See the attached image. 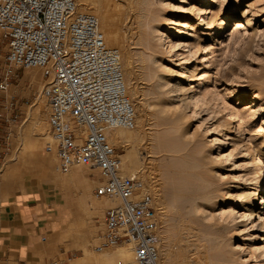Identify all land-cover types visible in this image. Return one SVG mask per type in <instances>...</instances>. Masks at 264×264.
Here are the masks:
<instances>
[{
	"label": "rangeland",
	"instance_id": "1",
	"mask_svg": "<svg viewBox=\"0 0 264 264\" xmlns=\"http://www.w3.org/2000/svg\"><path fill=\"white\" fill-rule=\"evenodd\" d=\"M127 9V26L133 30L129 29L127 51L133 58V80L138 92L132 93L131 98L142 115L135 128H139L141 137L144 135L138 145L140 161L143 159L141 165H146L144 169L151 170L150 174L156 178L153 177L160 194L151 190L145 170L140 177L154 198L161 200L156 202L161 259L158 257L154 263L175 264L174 256H165L169 249L175 253L192 252L199 264H264V210L263 204H257L264 184V114L252 110L258 104L264 111V0H139ZM169 18L179 22L172 25L177 28L191 20V32L181 40L172 34L168 41L162 33ZM5 51L6 41L0 39V74L11 75L3 62ZM186 63L193 76L187 80L186 90L177 89L183 84ZM25 70V67L18 69L9 80L11 88L6 86L0 91V110L9 118L4 121L0 169L6 167V160H15L16 167L11 165L13 172L10 170L8 180L10 194L17 193L11 195V210H19L22 200H33L30 197L35 196L40 201L35 199L32 204L44 203L42 208L51 218L55 192L47 191L45 195L29 185V190L19 197L20 192L15 189L22 181L18 174L24 178L33 174L34 168L23 171L22 164L19 165L22 142L19 133L28 121L29 109L43 97L45 86L43 68L39 69L42 72L38 70L41 90L28 78L21 81ZM201 75L203 85L197 86ZM242 97L250 99L249 102L241 103ZM176 106L184 111V122L179 125L171 121L174 118L171 110L180 109ZM232 110L242 111L248 119L239 115L230 117ZM226 133L231 139L228 137L221 144L217 140L211 148L212 141ZM116 146L118 153L122 152L121 145ZM251 147L263 159L261 170L254 168ZM91 176L99 179L97 173ZM98 183L99 180L95 186ZM95 186L92 192L97 195ZM171 202L175 203L173 208L163 212L160 207ZM252 209L260 213L254 222L249 218ZM95 216L91 224L103 226L104 219ZM102 228H96V233L101 235ZM101 244L107 249L114 246L103 240ZM42 251L29 262L68 264L60 252L67 257L82 253L73 242L69 246L52 243ZM4 252L5 247L0 246V253ZM9 255L1 257L8 259L3 264H18L15 253Z\"/></svg>",
	"mask_w": 264,
	"mask_h": 264
},
{
	"label": "built area",
	"instance_id": "2",
	"mask_svg": "<svg viewBox=\"0 0 264 264\" xmlns=\"http://www.w3.org/2000/svg\"><path fill=\"white\" fill-rule=\"evenodd\" d=\"M0 33L7 46L3 62L12 72L1 71L0 91L18 69L43 68L59 167L98 169L97 195L119 199L105 211L103 240L131 241L139 261L155 262L160 214L154 195L141 177L121 173L118 148L108 137L112 128L137 125L120 51L106 42L96 16L77 10V0H0ZM5 120L0 110L1 141Z\"/></svg>",
	"mask_w": 264,
	"mask_h": 264
},
{
	"label": "bare ground",
	"instance_id": "3",
	"mask_svg": "<svg viewBox=\"0 0 264 264\" xmlns=\"http://www.w3.org/2000/svg\"><path fill=\"white\" fill-rule=\"evenodd\" d=\"M138 1L139 0H77V10L79 12L90 13L96 16V18L100 23V28L104 34L106 42L110 46L117 48L120 51V53L123 55V64L126 73L125 75H127L126 84L130 91V95L132 93L134 94L138 92H137V87L135 85V81L133 80L134 68L131 65V59L133 58H131L129 54L130 51L129 52L127 51V40L130 36V30L132 29L129 28L130 29L129 30L127 26L129 24L127 19L128 18L127 8L128 6L136 5ZM175 23H179V22L178 21L175 22V20L169 18L168 24L163 30L162 37L168 38V41L169 39H171L172 34H177V37L181 40L182 37L188 35L193 28V24L191 20H188L185 26L181 28L172 26ZM0 38H1V33H0ZM180 40H176L177 43ZM191 42L193 41L191 40ZM174 46L175 45H173V47ZM25 68L26 70L24 71V76L21 78V81L28 78L31 80L30 82L37 85L38 90H41L42 80H41V76L39 75L42 72L41 70H39L41 69V67L34 66V68H29V67H25ZM184 69L182 73L183 78L181 79V82H183V84L182 86H177V89H181V90L183 87L186 90L185 86L188 85L187 80L191 79L193 76V72L190 69L189 63H186ZM38 70L41 72H39ZM202 80H203V76L201 75L199 77V81L201 82L197 86L201 84L203 85ZM11 85L12 84H8L7 86H10L11 88ZM249 100L250 99L244 97L240 98L241 103L249 102ZM256 105L253 106L252 110L253 111L260 110V114H264V111L261 109V107L258 104ZM176 107L178 108V106ZM179 108L178 109L181 111L176 109L171 110L172 111L171 113L174 116L173 120L171 121L175 123L177 122L178 123L177 125H179V123L184 122V113H183L184 111H182L181 107ZM136 111H137V124L139 125V122H141L142 115L138 113L137 108ZM50 112L51 110L48 101L43 95V97L40 98V100H38V102L35 103L29 109L28 121L26 122V125L24 127L20 128V133H19L21 135V137L19 136L21 138L20 141L22 142L21 144L19 143L20 150H18L19 153L18 161L21 162L19 163V165L22 164L21 165L22 169L21 166L18 169L26 171L28 169L30 170L34 168V170L32 171L33 174L31 173L32 176L28 178L25 177L26 179L22 176L23 174L20 173L22 171L18 170L20 173L18 175L20 177L22 176L21 178L18 176L19 177L18 179H22V180L25 179L22 187L26 191H28L29 190L28 186L30 185L33 188L39 189L43 194H45L47 191L49 192L53 191V193L55 192L56 195L55 196L56 199L54 198V200L56 201L55 205L53 208L50 209L54 213L52 215V218L58 221L59 228L55 229L54 231H51V233H47V237L44 238L43 242L41 241L40 243H36L35 248L40 253H42L43 252L42 250H46V248H48V246L51 245L52 243H56V242L65 243L66 245L69 246L73 242V244L77 248H79L82 251V253L80 255L73 257L72 256L67 257L65 256V252L62 253V255H64V257L67 259L68 264H155L154 262L143 263L139 261L136 258L134 245L133 242L131 241H124L121 243H117L114 246H112V248L110 249H107L106 246H103L101 244L103 237L100 234L96 233L97 231L96 228L99 227L102 228L103 226L96 225L97 227H94L93 226L94 224H91V219L94 215H96L95 217L99 216L100 218L104 219L106 209L116 204L119 201V199L113 197L104 198L107 196L100 197L98 195L93 194L92 188L95 186L98 179L92 177L91 175L95 173L99 174L98 169L84 163H73L66 170L59 167L57 141L55 139V136L50 130V122H49ZM237 115L241 116L240 118H242L243 120H245L246 119L245 116H247L246 114L244 116V113L238 110L237 111L232 110V112L230 113V117H234ZM229 125H231V123ZM138 129L135 127L129 129L121 128V127L112 128L108 131V137L114 144L121 145L122 152L119 153L121 160V167H120L121 173L140 177V172L141 171L143 172L145 170L146 175L148 176L147 178L151 183V188H152L151 190L154 191L156 195H159L160 191L158 192L159 189L155 181L156 178L154 177V175L152 176L150 174L149 171L151 170L148 171L147 169H144L146 165L145 166L143 165L144 167L141 165V161L143 159L140 161V158L142 157L139 155L138 145L140 140H142L141 138L142 137L144 138V135H142L141 137L142 133L139 132L140 130ZM227 135L228 133H226L223 136V138L219 137L214 139L212 141L211 148L216 146L217 140L219 144L227 142L226 138L229 137ZM228 139H231V137H229ZM158 140H160V138ZM255 149H256L255 147L252 148L250 154L254 155V159L252 160L253 165L255 166L254 168L258 171L262 169L263 159L261 158L258 152H255ZM224 154H228V153H224ZM11 161L9 162V160H6V167L0 169V210L1 211H5V210L9 211L10 200H6V195L4 190L8 188L9 173L11 172L10 170H12L11 165H15L14 167H16V164H13V161L15 160L13 159V161L12 162ZM16 169L14 170V172L16 171ZM141 178L143 177L141 176ZM53 193L49 195H52ZM12 194H17V193H12ZM263 194H264V184L260 187L261 200L257 202V204H263V210H264ZM18 196L21 197L22 196L21 193H18ZM31 198L40 200L35 196ZM158 199H159L158 197L157 200L155 199L156 200L155 203L156 202L161 203L160 202L161 200L159 201ZM174 204H175L174 202L168 204L166 203V205H163L160 208L162 209L163 212H166L169 208H173ZM39 205L42 207V205L45 204L41 203ZM17 209L21 210V206L17 207ZM249 214H250L249 218L251 219L252 222H254V218L260 216L258 209H252L251 211H249ZM263 240H264V235H263ZM103 243H105L104 240ZM164 251L166 250L164 249ZM173 252L168 249L164 253L166 254L165 256L169 258L174 256L175 257L174 262H176L175 264H199L198 261H196L195 259L198 257L194 256L195 257L194 258L193 256H191L192 252L190 254H185L176 251L177 253L174 252L175 255Z\"/></svg>",
	"mask_w": 264,
	"mask_h": 264
},
{
	"label": "crops",
	"instance_id": "4",
	"mask_svg": "<svg viewBox=\"0 0 264 264\" xmlns=\"http://www.w3.org/2000/svg\"><path fill=\"white\" fill-rule=\"evenodd\" d=\"M1 144L2 141L0 140V147ZM23 184L22 180L21 184L15 187L21 195L26 192L22 187ZM4 192L6 200H11L9 189L6 188ZM32 201H35V199L29 200L25 198L22 200L20 203L21 210H11L10 207L9 211L0 210V246L5 247L4 254L0 253V264L8 260L1 259V257L8 258L11 252L15 253L18 264H31L29 260L34 261L32 259L33 255L41 254L35 248L36 243L44 239L46 233H51V231L59 228L58 221L53 219L52 216L50 218V213L44 211L45 208H42L39 204H32ZM7 219H10V222H5ZM29 229L31 231H28ZM12 243L14 246H12Z\"/></svg>",
	"mask_w": 264,
	"mask_h": 264
}]
</instances>
